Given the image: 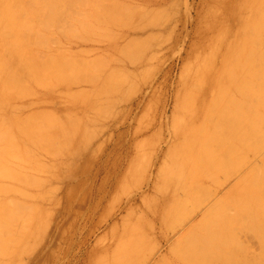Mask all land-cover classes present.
<instances>
[{
  "label": "rangeland",
  "instance_id": "1",
  "mask_svg": "<svg viewBox=\"0 0 264 264\" xmlns=\"http://www.w3.org/2000/svg\"><path fill=\"white\" fill-rule=\"evenodd\" d=\"M263 10L0 0V264H112L131 228L152 236L132 264L155 251L157 264H264ZM197 174L223 192L207 220L221 231L165 243L198 197L167 216L163 198Z\"/></svg>",
  "mask_w": 264,
  "mask_h": 264
},
{
  "label": "bare ground",
  "instance_id": "2",
  "mask_svg": "<svg viewBox=\"0 0 264 264\" xmlns=\"http://www.w3.org/2000/svg\"><path fill=\"white\" fill-rule=\"evenodd\" d=\"M264 13V10H263V12H262V14ZM260 14V13H259ZM262 16V15H261ZM263 16H264V14H263ZM261 18H263L264 19V17H261ZM263 22V21H262ZM261 24V23H260ZM258 26H260L259 24H258ZM263 26H264V24H263ZM261 27H262V25H261ZM260 28V27H259ZM264 28V27H263ZM263 28H261L262 30H263V33L262 34H264V29ZM260 30V29H259ZM259 30H258V32H259ZM261 32L262 31H260L259 33H260V36H262V34H261ZM260 40H262L261 39V37L259 38ZM258 43H260V41H258ZM264 45V44H263ZM262 45V48H261V44H260V49H262V51L263 52H261V53H263V56H264V50H263V46ZM252 47V46H251ZM259 47V46H258ZM252 48H254V47H252ZM249 49H250V47L248 48V51H249ZM259 49V50H260ZM253 52H254V50H252ZM256 51H258L257 49L255 50V53H251L252 55H253V58H255L256 57ZM247 52V51H246ZM258 52H260V51H258ZM250 54V53H249ZM259 55H261L260 53H259ZM251 56V55H250ZM255 56V57H254ZM262 57V56H261ZM260 58V57H259ZM263 59H264V57H263ZM256 61H258V64H260L261 63V61H259V59L258 60H256ZM264 61V60H263ZM256 63V62H255ZM255 63H253L252 62V64H255ZM262 63H264V62H262ZM249 65V64H248ZM258 66V65H257ZM261 66V65H260ZM259 67V66H258ZM9 68V67H8ZM7 68V69H8ZM260 68H262V66L260 67ZM259 68V69H260ZM264 68V67H263ZM9 70H11V69H9ZM12 70H16L15 68H13ZM252 70L254 71V69H253V67H252ZM262 70V69H261ZM261 70H258L259 72L261 71ZM4 71V70H3ZM2 71V72H3ZM6 71V70H5ZM5 71H4V74H5ZM255 71H256V69H255ZM258 72V73H259ZM264 72V70H262V73ZM1 73V72H0ZM258 73H256L257 75H258ZM6 74H13V73H7L6 72ZM254 74V73H253ZM261 74V73H260ZM256 75V76H257ZM262 75V74H261ZM260 75V77H262ZM5 76V75H4ZM6 77V76H5ZM9 77V76H8ZM255 77V76H254ZM254 79H256V78H254ZM258 79H259V76H258ZM261 79H263V78H261ZM260 79V80H261ZM259 80V81H260ZM264 81V80H263ZM255 82V81H254ZM257 82V81H256ZM262 82V81H261ZM253 83V82H252ZM259 82H257V84H258ZM263 83V82H262ZM260 84V85H263V84ZM256 84V83H255ZM254 85V84H253ZM259 85V84H258ZM257 86V85H256ZM256 86H254V90L258 87H256ZM261 86H259V88H260ZM261 89H264V86H263V88H260V90ZM257 90V89H256ZM252 91H253V89H252ZM258 93V92H257ZM264 94H262V96H263ZM257 97H259L258 95H256ZM240 98V97H239ZM256 99V98H255ZM260 99V98H259ZM261 99H262V97H261ZM260 99V100H261ZM258 100V99H257ZM263 101H264V99H263ZM240 102V101H239ZM258 102V101H257ZM255 104H256V100H255ZM258 104H260V102H258ZM258 104H257V107H258ZM26 106V105H25ZM28 106V105H27ZM264 106V105H263ZM254 108H255V106H253ZM256 107V108H257ZM262 107V106H261ZM259 109V107L256 109V110H258ZM261 111V110H260ZM260 111H259V113H260ZM251 113H253V110H251ZM251 113H250V115H251ZM254 113H255V110H254ZM256 114H257V112H256ZM261 114H262V112H261ZM255 115V114H254ZM257 116H259L260 117V115H257ZM264 116V115H263ZM250 117V116H249ZM249 117H246V119L247 120H249V119H253V118H249ZM253 117V116H252ZM260 118H262V117H260ZM264 118V117H263ZM262 118V119H263ZM245 118H244V120H246ZM256 118H254L252 121H254ZM246 120V121H247ZM258 121H259V119H257ZM251 121V122H252ZM256 121V120H255ZM263 121H264V119H263ZM260 122V121H259ZM256 123V122H255ZM258 123V122H257ZM262 123V122H261ZM236 127H237V125H236ZM242 127H243V125L241 126V130L242 131H244L245 129H242ZM236 130V129H235ZM234 130V131H235ZM239 130V129H238ZM246 131H248V130H246ZM245 133V132H244ZM247 133V132H246ZM238 134V133H237ZM239 134H241V133H239ZM246 136V135H245ZM261 153V152H260ZM259 156V155H258ZM254 157V156H253ZM263 157H264V155H263ZM213 159V158H212ZM211 159V160H212ZM255 159V158H254ZM215 160V159H214ZM264 160V159H263ZM263 160H261V161H263ZM216 161V160H215ZM253 161V160H252ZM251 161V162H252ZM260 161V160H259ZM250 162V163H251ZM258 162V161H257ZM256 162V163H257ZM249 163V164H250ZM260 163H262V162H260ZM181 164H183L184 165V163H181ZM186 164V163H185ZM252 164V163H251ZM251 164L249 165V166H251ZM258 164V163H257ZM187 165V164H186ZM182 166V168H184L185 170H186V168H187V166ZM215 165H216V163H215ZM219 164H217V166H218ZM257 166V165H256ZM216 167V166H215ZM255 167V166H254ZM178 168V167H177ZM176 168V169H177ZM218 168V167H217ZM184 169H182V170H184ZM253 169V168H252ZM181 170V169H180ZM184 170V171H185ZM173 172V168H172V170H170L169 171V173L170 172ZM176 170L174 169V173L173 174H176L177 173V175H176V177L177 176H180L181 174H185V172H183V171H180L179 173H178V171L179 170H177V172H175ZM187 172H186V174H188L186 177H184L185 175L183 174V176H181V179H184L185 178V180L187 179V178H189L190 177V175L191 174H193L192 172H188L189 170H186ZM211 171H213L214 172V170L212 169ZM216 171H218L217 169H216ZM171 172V173H172ZM182 172V173H181ZM190 173V174H189ZM203 178L204 177H206V178H208L209 176H211L212 174H208V173H206L205 174V172H203ZM209 175V176H208ZM192 176V175H191ZM213 176V175H212ZM184 177V178H183ZM194 177V176H193ZM180 178V177H179ZM214 178V177H213ZM212 178V179H213ZM179 180V181H183V180ZM194 179V178H193ZM210 179V178H209ZM211 179V180H212ZM176 180V179H175ZM184 180V181H185ZM188 180H192V177L191 178H189V179H187V181ZM197 181H198V174H197V180H196V182H194V183H192L191 185H189L190 183H188V185H186V186H183V187H187L188 188V186H193V188H191L190 187V190H189V188L187 189V190H184L183 189V187H181V184H180V182H178L177 183V189H176V191H174V192H172V193H170V194H168L169 195V197H164L163 198V202H162V206L160 207V212L162 213H164V215L165 216H167V213H168V210H169V208H170V204H174V202H176V199L177 198H181V196L183 197V195L185 196V194H186V192L188 191H190V193L188 194L187 193V195H189V197L190 196H192V195H197V197H198V201H197V203H196V205H195V208L192 210V211H194L193 212V214L189 217V220L187 221V223L184 225V226H182V227H180V230H176V231H174L172 234H170V235H168L167 237H164V241H165V243H169L170 241H171V239L172 238H174L175 237V243L177 242V240H182V239H184V240H186L187 238H192L193 240H195V241H206L205 243H213L214 241H216V239H215V234H217V232L218 231H221V224L220 223H210V221L208 222L207 220L208 219H210V217L212 216V214H213V211H214V209H215V207H216V210H217V208H218V205H219V203H220V200H219V198H218V195H220V197H221V195L223 194V192L222 193H218L219 191H221V189L219 190L218 188V190L217 189H215L213 192L212 191H210L209 189H207V188H204V187H200L199 185H198V183H197ZM196 186H195V185ZM182 185H184V184H182ZM207 189V190H206ZM6 190V189H5ZM184 191V192H181V191ZM209 190V191H208ZM8 191H10V190H8ZM8 191H5V192H8ZM178 191V192H177ZM177 192V193H176ZM226 192V191H225ZM224 192V193H225ZM167 193V192H166ZM169 193V192H168ZM227 193V192H226ZM181 195V196H180ZM187 198H188V196H186ZM180 202V201H179ZM226 204V203H225ZM226 206V205H225ZM224 209V208H223ZM141 218V217H140ZM139 218V219H140ZM140 230H141V228H138V229H133L132 230V228L130 229V231H128L127 232V236H125V238H123V240H122V236H121V239H120V241H119V246L117 245L116 246V249H115V251H119V253H120V257H115V259H114V263L112 262V264H132L133 263V258L134 257H132V258H130L131 257V254H133V252L134 251H137L140 247H141V245H144V244H146V240H148L150 237H152V236H149V238L147 239V234L145 235V233L144 232H140ZM153 232V231H152ZM154 233V232H153ZM153 233H151L152 235H153ZM194 245H196L195 243H194ZM156 251L154 252V253H151L149 256H148V258L146 257L145 259H144V263L143 264H150V263H153L154 262V264H157V262L159 261V260H161V259H165V258H167L166 257V255H165V253H163L162 255H161V257L160 258H157L156 257ZM68 258V257H67ZM104 264H108V263H104Z\"/></svg>",
  "mask_w": 264,
  "mask_h": 264
}]
</instances>
